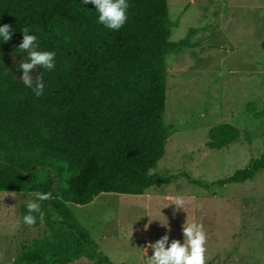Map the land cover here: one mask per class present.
Listing matches in <instances>:
<instances>
[{
  "label": "trees",
  "instance_id": "1",
  "mask_svg": "<svg viewBox=\"0 0 264 264\" xmlns=\"http://www.w3.org/2000/svg\"><path fill=\"white\" fill-rule=\"evenodd\" d=\"M129 4L125 25L111 31L83 0H0V25L13 30L0 43V192L48 195L28 225H43L44 235L23 246L12 264H113L68 205H88L101 194L142 196L177 178L162 177L159 169L145 174L158 167L169 138L166 58L190 48L196 29L171 42L178 25L169 18L168 0ZM24 27L38 37L40 50L56 53L53 71L33 69V81L42 76L45 84L40 97L21 81L19 64L27 56L17 48ZM248 110L264 117L253 103ZM241 136L220 124L208 131L206 146L221 150ZM262 171L264 154L212 185L190 182L208 190L244 184ZM26 212L23 205L20 220Z\"/></svg>",
  "mask_w": 264,
  "mask_h": 264
},
{
  "label": "rangeland",
  "instance_id": "2",
  "mask_svg": "<svg viewBox=\"0 0 264 264\" xmlns=\"http://www.w3.org/2000/svg\"><path fill=\"white\" fill-rule=\"evenodd\" d=\"M168 5L178 25L171 42L196 29L190 48L166 58L169 138L158 169L162 177L177 178L142 196L101 194L88 205L68 206L113 264H146L153 255L147 245L166 234L169 243H183L186 216L204 226L205 264H264V171L244 184L208 190L190 182L212 185L264 154V117L255 119L248 110L253 103L264 114V0H168ZM224 123L240 130V140L221 150L207 148L208 131ZM178 195L186 201L185 212L172 205ZM35 199L34 193L0 192V264H12L23 246L44 235L43 225L17 224L21 207ZM149 219L158 221L145 231ZM166 219L167 228L161 226Z\"/></svg>",
  "mask_w": 264,
  "mask_h": 264
},
{
  "label": "clouds",
  "instance_id": "3",
  "mask_svg": "<svg viewBox=\"0 0 264 264\" xmlns=\"http://www.w3.org/2000/svg\"><path fill=\"white\" fill-rule=\"evenodd\" d=\"M83 4L95 6V12L98 14L97 24L102 25L107 30L119 31L128 20L129 0H83ZM20 32L23 34V39L17 50H21L27 56L19 64V69H22L21 81L35 97H40L44 93L45 84L42 76H37L33 81V69L38 66L45 71H53L56 67V53L55 51L40 50L38 37L32 34L28 27L22 28ZM12 35L11 26L7 24L0 25V43L9 42ZM157 174L158 167H152L147 170L145 175L151 177ZM47 198V194L37 193L36 199L26 204L27 212L22 220H17V224L19 225L21 222L25 225L34 224L36 220L34 213H40L38 201ZM185 203V199L178 195L174 198L172 205L176 206V211H184ZM152 221L158 220L149 219V222L144 225L145 231L149 229ZM161 226L167 228L168 221L166 225L161 224ZM182 234L183 243L178 240H172L169 243V236L166 234L155 243L148 244L147 248L152 250L153 255L150 258L148 257L146 264H205L207 234L203 224L189 221L186 216V221L182 225ZM147 248H145L146 251Z\"/></svg>",
  "mask_w": 264,
  "mask_h": 264
}]
</instances>
